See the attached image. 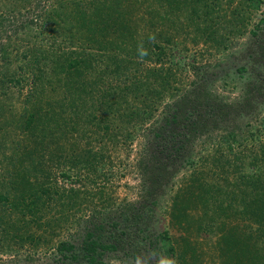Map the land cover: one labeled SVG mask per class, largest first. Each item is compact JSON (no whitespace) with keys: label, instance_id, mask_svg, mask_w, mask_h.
I'll list each match as a JSON object with an SVG mask.
<instances>
[{"label":"rangeland","instance_id":"obj_1","mask_svg":"<svg viewBox=\"0 0 264 264\" xmlns=\"http://www.w3.org/2000/svg\"><path fill=\"white\" fill-rule=\"evenodd\" d=\"M93 1L0 0V264H85L63 262L58 244L77 246L86 221L118 222L123 211L153 241L168 232L175 264H264L263 242L248 236L260 224L249 204L261 207V191L234 183L262 169L264 129L249 137L264 121V0H96L106 8L89 27L84 6ZM133 30L156 38L161 63L132 57ZM67 56L81 65L68 68ZM163 64L167 75L146 72ZM255 82L259 99L212 121L185 144L191 159L171 160L165 184L146 194L137 166L167 105L189 87L238 103ZM104 89L112 101L99 112ZM31 111L25 131L16 120ZM233 129L249 139L228 145ZM224 234L227 251L218 247ZM102 261L135 264L122 252Z\"/></svg>","mask_w":264,"mask_h":264},{"label":"trees","instance_id":"obj_2","mask_svg":"<svg viewBox=\"0 0 264 264\" xmlns=\"http://www.w3.org/2000/svg\"><path fill=\"white\" fill-rule=\"evenodd\" d=\"M95 1L84 6L87 13L83 14V19L89 27L95 24V19L97 20L99 17L103 18L101 10L106 8L105 5L100 4L93 6ZM260 23H264V18ZM96 31L100 32V24H97ZM133 31L135 32L131 33L130 39L133 38L132 49L137 53L135 52L132 57L139 58L141 63H144L147 62L149 56H153L157 58L159 63H161L162 60L160 59L165 53L163 47L157 43L156 38L154 37V39H150V37L153 36L152 34L146 36L143 35L138 38L136 35L137 30ZM149 42L153 44V55H150L151 53H149L143 58H140L138 54V45L142 43L143 48L146 49ZM67 57L69 58L67 64L68 68L77 69L82 63L80 59L71 58V56ZM149 71L162 75H167L169 73V69L166 70L164 64L161 65V68L146 70L148 73ZM137 72L140 73L139 70ZM133 74L136 73H132V75ZM131 77V73L127 76L125 75V80L122 83L125 81L130 82ZM135 80H137V77H135ZM128 89L129 88L126 86L123 92L128 91ZM261 89L262 86H257V82L248 84V90L243 94L245 99L243 97L238 100V103H231L228 99L225 100L219 96H215L212 91H200L199 87L198 91H196V87L193 90L189 87L179 98L174 100L171 104H168L166 115L162 118L160 124L156 126L153 138L148 141V145L144 150V157L140 160L137 166L144 182V191L146 194L154 196L158 188L165 184L167 176L169 175L168 169L172 166L171 160L177 158H180L181 161L191 159L192 156L187 154L189 151L184 153L185 144L193 143L196 135L199 136L203 132H206V130L210 128L212 121L215 122V120L218 121V119H222L223 117L226 118L231 115H237L241 108L245 106V103L246 105H249L252 102H256L260 95H262ZM111 96L112 94L108 89H104L103 95L97 96L98 98L100 97V99H106L103 103L98 102L99 112H103V106L110 105L112 101ZM25 100L28 104L32 102L31 97H27ZM78 101H75L77 106L79 104ZM80 101L83 102L82 99ZM237 105V109H234ZM34 115L35 111L27 112L26 114L24 113L18 117L16 123H22L23 129L27 131L30 127H34L36 121ZM102 120L103 122H106V124L112 123V119L108 115ZM259 128H262V130L264 129V121L261 123V126L256 129L257 135L251 133L249 138L253 142L260 137L262 130ZM238 135L242 136V139L240 138L242 142L249 139L244 131L239 133L236 129H233L228 134L229 138H227L226 141L224 140V142L228 145H236L235 143L239 140ZM13 147L18 151L23 150L30 155L33 154V151L28 150L23 143H20L18 146L15 144ZM258 152L260 156L257 158V161L262 163V169L258 171V173H246L239 176L234 183L236 188L238 186H244L252 188L253 190L259 188L261 191L260 196L253 194V198L258 196V199H254V201L261 207L258 209L254 204H249V209L252 210L253 214L260 217L258 220L253 219L254 223L260 224L255 229L253 228V230H249L250 227H248V236H256V238L264 244V198H261L262 196L264 197V144L261 142L258 143ZM180 154H182V156H180ZM175 166L177 165H173V167ZM28 197H31V194L27 195L26 199H28ZM20 202L25 204L24 201L20 200ZM28 211H30V213L35 212L31 211L30 208ZM128 215V213L123 211V213L119 214L118 219L120 220L112 223H105L102 219L93 216L92 219L86 221L85 232H83L80 244L75 246L72 240L61 241L58 244L57 250L62 258L61 260L63 262L75 261L76 263L85 262V264H103L102 260L106 253L122 252L127 258H131L135 261V257L141 256L143 251L149 253L154 252L157 255H161L162 253L166 257L170 253L173 254L175 252L168 232L157 234L153 241L147 234V231H142L140 228L141 224L139 223L141 218L136 217L134 214L133 216L131 215V217ZM232 234L233 238L236 232L233 230ZM161 239H163L162 244ZM219 240L218 247L223 251L229 250L232 246L231 240L227 234H224ZM234 240L236 242V238H234ZM242 246H245V244ZM241 251L243 254L247 253V250L244 248ZM149 264H156L155 257L154 259L151 257Z\"/></svg>","mask_w":264,"mask_h":264},{"label":"clouds","instance_id":"obj_3","mask_svg":"<svg viewBox=\"0 0 264 264\" xmlns=\"http://www.w3.org/2000/svg\"><path fill=\"white\" fill-rule=\"evenodd\" d=\"M150 39H154V36H151ZM138 54L140 58H143L147 55V50L143 48L142 43L138 45ZM151 257L156 258V264H175V261L171 258L157 255L156 253H151L149 257L136 256L135 264H149Z\"/></svg>","mask_w":264,"mask_h":264}]
</instances>
